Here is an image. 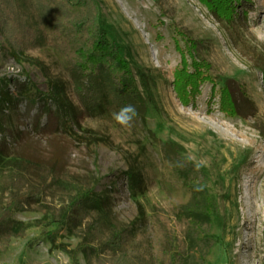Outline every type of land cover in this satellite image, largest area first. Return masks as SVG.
<instances>
[{"label": "rangeland", "instance_id": "374dc122", "mask_svg": "<svg viewBox=\"0 0 264 264\" xmlns=\"http://www.w3.org/2000/svg\"><path fill=\"white\" fill-rule=\"evenodd\" d=\"M97 1L107 35L134 72L143 113L123 127L112 118L121 106L84 109L68 84L66 56L48 41L39 6L19 1L41 33L16 56L0 59V73L28 87L1 112L8 154L0 165V208L15 201L12 217L24 229L0 249V264H112L109 248L89 260L77 250L84 226L71 233L51 217L95 180L109 191L117 220L133 227L137 253L155 252L163 220L175 244L182 221L174 209L193 194L162 141L179 143L204 167L216 197L219 217L211 231L218 241L204 264H264V0H234L231 11L216 12L204 0ZM5 47L11 49L0 31V53ZM50 76L65 82L78 108L73 130L46 114L39 128L34 124ZM227 85L245 108L229 105ZM132 166L141 167L147 182L136 195L121 182ZM190 256L185 262L194 264Z\"/></svg>", "mask_w": 264, "mask_h": 264}, {"label": "trees", "instance_id": "16d2710c", "mask_svg": "<svg viewBox=\"0 0 264 264\" xmlns=\"http://www.w3.org/2000/svg\"><path fill=\"white\" fill-rule=\"evenodd\" d=\"M19 1L0 0V31L11 46V49L2 48L1 61L7 56H16L28 43L40 37L41 31L36 27L34 17ZM30 1L39 6L42 23L50 26L49 43L66 56L68 84L84 109L103 110L110 103L121 107L131 103L143 113L134 72L120 45L107 35L97 0ZM204 1L216 12L215 9L231 11L234 0ZM10 85L14 87L10 89ZM49 85L50 91L41 92L42 96L38 97L43 99V105L36 116L35 126L39 128L41 116L46 114L49 119L54 117L64 130H73V124L79 123V111L68 95L65 82L50 76ZM25 90H28L27 84L16 76L0 73V165L8 154L1 112L3 107L17 104ZM227 90L230 106L237 109L247 106L246 100L238 99L231 85H227ZM27 97H30L29 93ZM162 150L173 170L193 194L189 202L174 209L182 221L177 243H173L170 227L163 220L158 224L155 252L148 257L137 253L133 227L122 225L117 220L109 191L98 189V180H95L79 186L68 203L51 212L52 221L71 233L84 226L79 233L81 239L77 250L83 252L88 260L92 252L101 258L102 249L109 248L112 264H188L185 262L188 255L193 256L190 257L194 264L205 263L209 249L218 241L211 226L219 217L216 197L208 189L207 172L202 165L188 158L177 142L162 141ZM121 182L132 195L144 192L147 187L139 166L123 171ZM15 206L18 205L13 201L0 208L2 250L8 246L12 235L21 234L24 229L22 221L12 217ZM141 213L144 215L143 211ZM106 231H109L108 235ZM48 236L55 240L53 231L48 232Z\"/></svg>", "mask_w": 264, "mask_h": 264}, {"label": "clouds", "instance_id": "9594fccd", "mask_svg": "<svg viewBox=\"0 0 264 264\" xmlns=\"http://www.w3.org/2000/svg\"><path fill=\"white\" fill-rule=\"evenodd\" d=\"M138 114L136 105L124 104L120 109L112 114L115 122L123 127H130Z\"/></svg>", "mask_w": 264, "mask_h": 264}]
</instances>
